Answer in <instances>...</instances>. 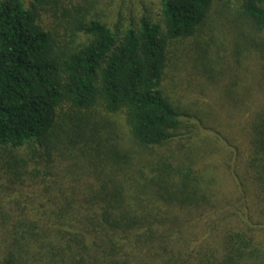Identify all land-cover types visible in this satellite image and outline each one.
Instances as JSON below:
<instances>
[{"label":"trees","instance_id":"trees-1","mask_svg":"<svg viewBox=\"0 0 264 264\" xmlns=\"http://www.w3.org/2000/svg\"><path fill=\"white\" fill-rule=\"evenodd\" d=\"M106 3L0 0V264H264V0Z\"/></svg>","mask_w":264,"mask_h":264},{"label":"rangeland","instance_id":"rangeland-1","mask_svg":"<svg viewBox=\"0 0 264 264\" xmlns=\"http://www.w3.org/2000/svg\"><path fill=\"white\" fill-rule=\"evenodd\" d=\"M111 1V0H110ZM143 1V0H142ZM145 2L149 3L153 1L154 3L157 2V0H144ZM107 0H99V4L97 5V10H103L105 17L108 19H113L115 17V13L110 10H105L107 7ZM141 2V0H114V3H120L123 9H128L130 12L131 9L134 10L132 12L135 16L139 14L137 3ZM116 6V5H114ZM114 8V7H113ZM131 8V9H130ZM210 30H212L210 28ZM213 31H217V29H213ZM211 32V33H210ZM208 32V38H206L207 41L211 40L212 44L210 45V51L212 53L215 52L216 43L217 41L220 42V36L219 33L216 32V36H214V32L210 31ZM193 52V50H191ZM182 57V58H181ZM179 60H172L169 66L165 68L164 70V78H163V87L166 93L170 96L172 101L183 110L190 111L193 107H195L196 103H199L200 101H203L202 99H207L205 97L204 91H207L206 89L202 88L201 82V76L199 75V70L197 68L203 65V56L202 51L199 49V54L197 56L186 52L184 55H182ZM206 57V56H205ZM210 56L207 55V58ZM188 58V59H187ZM206 58V61L208 60ZM220 74L219 71L214 73L211 72V75ZM202 90V91H201ZM100 116L105 117L106 120L115 122L116 125L119 126V130L126 131L127 127L124 123V120L121 115L115 114V115H103ZM102 117V119H104ZM109 124V123H107ZM174 145V144H173ZM174 147V146H173ZM170 149H172V146L166 149H160L159 151L164 154H170Z\"/></svg>","mask_w":264,"mask_h":264}]
</instances>
